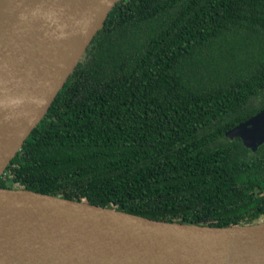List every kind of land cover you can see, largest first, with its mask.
Instances as JSON below:
<instances>
[{"label": "trees", "instance_id": "1", "mask_svg": "<svg viewBox=\"0 0 264 264\" xmlns=\"http://www.w3.org/2000/svg\"><path fill=\"white\" fill-rule=\"evenodd\" d=\"M264 0H118L0 187L213 226L264 220Z\"/></svg>", "mask_w": 264, "mask_h": 264}, {"label": "water", "instance_id": "2", "mask_svg": "<svg viewBox=\"0 0 264 264\" xmlns=\"http://www.w3.org/2000/svg\"><path fill=\"white\" fill-rule=\"evenodd\" d=\"M118 0H0V176ZM255 149L264 108L225 131ZM0 264H264V220L213 226L0 187Z\"/></svg>", "mask_w": 264, "mask_h": 264}]
</instances>
